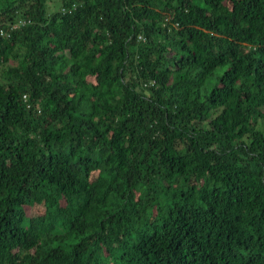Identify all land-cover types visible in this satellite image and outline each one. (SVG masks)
Instances as JSON below:
<instances>
[{
    "label": "trees",
    "instance_id": "obj_1",
    "mask_svg": "<svg viewBox=\"0 0 264 264\" xmlns=\"http://www.w3.org/2000/svg\"><path fill=\"white\" fill-rule=\"evenodd\" d=\"M50 1L0 0V264H264V0Z\"/></svg>",
    "mask_w": 264,
    "mask_h": 264
},
{
    "label": "rangeland",
    "instance_id": "obj_2",
    "mask_svg": "<svg viewBox=\"0 0 264 264\" xmlns=\"http://www.w3.org/2000/svg\"><path fill=\"white\" fill-rule=\"evenodd\" d=\"M55 1L56 0H51L50 1L51 4L49 5V8L53 9V11H56L59 8V3H55ZM54 3H55V5H54ZM261 126H262V129H264V122L261 124ZM26 212H28V209H26Z\"/></svg>",
    "mask_w": 264,
    "mask_h": 264
},
{
    "label": "built area",
    "instance_id": "obj_3",
    "mask_svg": "<svg viewBox=\"0 0 264 264\" xmlns=\"http://www.w3.org/2000/svg\"><path fill=\"white\" fill-rule=\"evenodd\" d=\"M65 10H63L62 9V12H64ZM25 24V22L24 21H19L18 23H15V24H13V25H11L10 26V28H16V27H18L19 25H24ZM0 35L2 36V35H4V32L3 31H0Z\"/></svg>",
    "mask_w": 264,
    "mask_h": 264
}]
</instances>
